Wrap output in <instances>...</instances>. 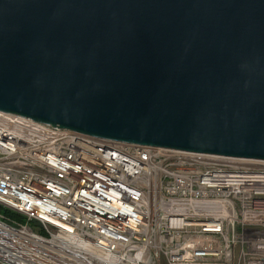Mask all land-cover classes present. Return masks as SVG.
<instances>
[{
	"label": "water",
	"instance_id": "obj_1",
	"mask_svg": "<svg viewBox=\"0 0 264 264\" xmlns=\"http://www.w3.org/2000/svg\"><path fill=\"white\" fill-rule=\"evenodd\" d=\"M0 111L264 160V0H0Z\"/></svg>",
	"mask_w": 264,
	"mask_h": 264
},
{
	"label": "built area",
	"instance_id": "obj_2",
	"mask_svg": "<svg viewBox=\"0 0 264 264\" xmlns=\"http://www.w3.org/2000/svg\"><path fill=\"white\" fill-rule=\"evenodd\" d=\"M0 264H264V160L0 111Z\"/></svg>",
	"mask_w": 264,
	"mask_h": 264
},
{
	"label": "trees",
	"instance_id": "obj_3",
	"mask_svg": "<svg viewBox=\"0 0 264 264\" xmlns=\"http://www.w3.org/2000/svg\"><path fill=\"white\" fill-rule=\"evenodd\" d=\"M0 211H2V212H4V213H7V214H9V215H11V216H13V217L19 219V220H24V218H23L21 215H19V214H17V213H14V212H12V211H10V210H8V209H6V208H4V207L1 206V205H0Z\"/></svg>",
	"mask_w": 264,
	"mask_h": 264
}]
</instances>
